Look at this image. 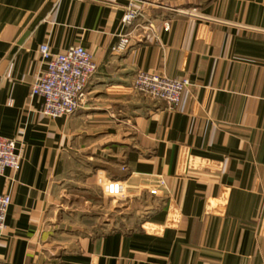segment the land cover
<instances>
[{
    "label": "crops",
    "instance_id": "crops-1",
    "mask_svg": "<svg viewBox=\"0 0 264 264\" xmlns=\"http://www.w3.org/2000/svg\"><path fill=\"white\" fill-rule=\"evenodd\" d=\"M139 1L152 25L117 54L129 0H0V136L22 158L0 264H264V0ZM44 44L97 65L73 116L30 97ZM138 70L189 79L184 110L135 93ZM110 179L132 191L112 206Z\"/></svg>",
    "mask_w": 264,
    "mask_h": 264
},
{
    "label": "built area",
    "instance_id": "built-area-1",
    "mask_svg": "<svg viewBox=\"0 0 264 264\" xmlns=\"http://www.w3.org/2000/svg\"><path fill=\"white\" fill-rule=\"evenodd\" d=\"M148 3L139 0H129L122 20L126 30L120 36V42L114 49L115 53H124L131 44L132 28L141 22L142 29L152 25ZM202 20H210L197 13L179 12ZM211 21V20H210ZM165 30L170 29L168 23ZM45 69L37 76L32 84L30 97L40 98L43 101L41 114L50 119L73 116L81 108L86 91L92 77L97 71L93 56L82 46H72L63 53H54L48 44L39 50ZM194 85L187 78L173 79L164 75L138 70L135 72L132 88L135 93L144 95L150 100L164 102L171 110H184L193 95ZM22 168L21 155L17 153V143L13 139L0 136V178L7 170L18 173ZM151 187L147 189L150 197H158L160 189L165 187L162 176H148L146 179ZM132 191L127 181L108 180L102 190L105 198L125 200ZM12 197L9 194L0 195V239L6 235V219Z\"/></svg>",
    "mask_w": 264,
    "mask_h": 264
},
{
    "label": "rangeland",
    "instance_id": "rangeland-1",
    "mask_svg": "<svg viewBox=\"0 0 264 264\" xmlns=\"http://www.w3.org/2000/svg\"><path fill=\"white\" fill-rule=\"evenodd\" d=\"M101 198V199H100ZM98 199H99V201H106L108 204H109V206H112L113 204H115V203H113V202H115V201H117V200H115V199H111V198H108V199H106V198H104V197H98ZM118 202H119V200H118ZM120 202H124L123 200L122 201H120ZM120 204V203H119ZM116 205V204H115Z\"/></svg>",
    "mask_w": 264,
    "mask_h": 264
}]
</instances>
